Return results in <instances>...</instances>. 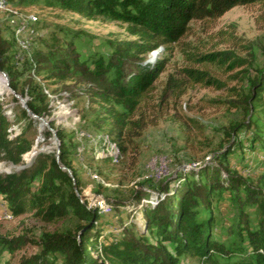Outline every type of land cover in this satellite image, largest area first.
<instances>
[{
	"label": "trees",
	"instance_id": "1",
	"mask_svg": "<svg viewBox=\"0 0 264 264\" xmlns=\"http://www.w3.org/2000/svg\"><path fill=\"white\" fill-rule=\"evenodd\" d=\"M37 1L19 0L17 3L8 0L10 5L21 9L25 8L16 4L33 5ZM46 1L50 6L88 20L102 18L126 24L130 36L135 40L115 44L106 58L100 56L90 60L81 58L72 40L65 47L55 48L49 53L31 49L30 58L25 57L19 68L20 72L15 73L14 68L8 65L11 63L13 66L16 46L8 38V28L0 14V68L9 75V86L14 91H18L16 80L20 73H27L28 80L25 81L23 93L29 98L28 108L37 116H42L45 102H49L45 89L52 93L64 91L67 98L72 99L77 98V91L84 93L89 101V109L83 115L85 120L88 112L94 111V104L100 105L105 111L97 115L94 125L86 121V128L94 133L114 135L121 152H124L122 144L127 140L140 137L149 125H156L155 121L148 122L143 112L138 117H133L164 70V61H158L153 66L156 61L145 62L149 66L141 67L140 62L144 57L160 51L162 46L168 47L184 38L192 21L217 20L236 7L264 3V0ZM4 30H7L5 36ZM229 56L231 54L228 52H220L206 55L202 59L223 63ZM134 64L136 69L132 70L136 71L129 74L127 67ZM183 74L191 84L217 86V81L208 72L186 69ZM257 74V79L250 84L251 96L245 98L250 119L234 128V133L241 131L243 126L249 131L253 129L251 145L247 148L250 151H254L256 142L261 143L264 149V123L258 125L251 120L256 102L264 96V69ZM68 79H75V84L51 89L45 83L51 80L61 83ZM2 87H6V80L0 74V89ZM55 102L59 103L57 98L51 100L53 105ZM115 107L121 110H116ZM49 111L52 112L51 106ZM21 118L28 120L23 110L12 126L16 127ZM47 121L50 122V119L47 118ZM10 126L0 104V162L6 160L18 165L21 158L25 166L32 162L22 170H19L22 167L8 164L10 170L19 172L0 174V197L7 202L13 216L33 213L43 221L51 222L71 215L80 220L75 233L42 234L38 243L41 251L31 257L21 258L18 264H54L58 258L62 264H180L179 258L182 255L198 258L203 264H219L218 256L230 260L234 255L232 249L248 254L242 262L232 264H264V176L263 180L251 184L240 170L233 167L231 156L238 151L243 154L245 149V145L236 142V139L214 156L213 163L206 164L199 170L182 173L171 185L161 184L158 193H149L141 185L132 193L133 216L141 206V200H147L139 209L144 233L139 232L134 223H129L128 226L121 224L120 234H112L110 239L103 236L100 239L103 234L100 220L104 216L88 208L85 201L80 202L73 191L74 188L79 190V181L73 165L75 157H71V147L66 142V137L57 131L61 143L59 164L54 152L40 153L38 157L28 160L30 143L22 139L20 133L12 132ZM108 127L109 130L106 129ZM46 136L49 138V133ZM70 138L74 143L75 153L74 134ZM85 161L91 167L94 166L89 155ZM60 165L71 170L75 186L68 175L61 171ZM75 165L77 170L81 168L78 161ZM225 192L230 194V204L236 210V218L227 231L230 236H237L242 240L240 246L234 240L229 246L212 238L215 225L212 208ZM253 207L258 209L261 216L255 224L248 212ZM204 210H209L206 218L201 217ZM28 244L29 240L24 235L11 239L0 238V245L9 253L21 251ZM90 245L95 250V255L87 251Z\"/></svg>",
	"mask_w": 264,
	"mask_h": 264
},
{
	"label": "rangeland",
	"instance_id": "2",
	"mask_svg": "<svg viewBox=\"0 0 264 264\" xmlns=\"http://www.w3.org/2000/svg\"><path fill=\"white\" fill-rule=\"evenodd\" d=\"M16 5L25 9L10 5L8 0H0V14L8 28V38L16 46L13 66L11 63L8 65L14 68L15 73L20 72L23 59L30 58L31 49L49 53L55 48L65 47L72 40L81 58L90 60L100 56L106 58L115 44L135 40L130 36L126 24L102 18L88 20L50 6L46 0H38L33 5ZM19 24L20 28H24V33L18 32ZM6 33L7 30H4V36ZM220 52H228L231 56L223 63L202 59ZM154 61L152 66L164 61V70L133 117L143 112L146 120L155 121L156 125H149L140 137L122 144L124 152L120 151L114 135L110 136L106 132L98 134L86 128V121L94 125L97 115L105 112L100 105L94 104V111L88 112L85 120L83 115L89 109V101L84 93L77 91V98L72 99L67 98L64 91L52 93L49 89L44 90L49 102H45L41 115L50 119L51 127L66 137L71 147V157H75L74 164L78 161L81 165L77 170L78 192L81 195L79 201H85L88 208L104 216L100 220L103 229L100 239L102 236L110 239L112 234H120L121 224L128 226L134 223L137 230L144 233L139 209L147 200H141V206L133 216L132 193L140 185L149 193H158L161 184L171 185L182 173L199 170L213 163L214 156L224 151L234 139L245 145V149L243 154L238 151L231 156L233 167L240 170L251 184L263 180L264 149L261 143H255L254 151L248 150L253 129L249 131L243 126L241 131L234 133V128L250 119L245 98H250V84L257 79L258 71L264 69V3L236 7L217 20L192 21L184 38L168 47L162 46L158 52L147 54L140 65L146 67L149 65H145V62ZM135 66L127 67L129 74L136 71L132 70L136 69ZM186 69L208 72L217 81V86L191 84L183 74ZM7 78L10 83L8 74ZM27 80V73L22 71L16 80V93L29 101L26 93H23ZM33 80L36 81L35 78ZM75 82V79L61 83L56 80L45 81L51 89L70 86ZM55 98L59 103L53 105L51 100ZM0 104L11 124V131L20 133V137L32 147L37 138V121L29 117L28 120L21 118L16 127L12 126L15 118L20 117L22 108L6 87L0 89ZM256 104L251 120L259 125L264 123V96ZM115 109L121 110L119 107ZM44 127L41 125L44 139L48 141L50 136L47 138L46 134L49 132ZM71 134L75 136V153ZM50 151L43 153L49 154ZM87 155L95 167L86 163ZM8 164L17 168L25 166L21 158L18 165L3 160L0 168L6 169ZM13 172L19 171L11 170ZM0 174L6 175L3 171ZM91 197L99 198L94 206ZM212 212L215 216L212 238L229 246L234 240L240 246L242 240L230 236L227 231L236 218V210L230 204L228 192L217 199ZM248 212L253 223H257L261 217L258 209L249 208ZM208 213L209 210L202 211L201 217L206 218ZM79 224L80 220L71 215L51 222H45L33 213L14 217L7 202L0 197V238L11 239L24 235L29 240L25 248L14 253H9L0 245V264H18L21 258L38 254L41 251L38 243L42 234L75 233ZM232 250L234 255L230 260L218 256L219 264L239 263L248 257L247 253H239L238 249ZM87 251L96 254L91 245ZM179 263L203 264L200 259L189 255H182ZM54 264L62 262L58 258Z\"/></svg>",
	"mask_w": 264,
	"mask_h": 264
},
{
	"label": "water",
	"instance_id": "3",
	"mask_svg": "<svg viewBox=\"0 0 264 264\" xmlns=\"http://www.w3.org/2000/svg\"><path fill=\"white\" fill-rule=\"evenodd\" d=\"M0 74L5 78L6 80V87L9 90L10 94L13 96V98L15 99V101L21 106L22 110L27 114V116L32 120V119H39L40 121H42V124L47 127L48 132L50 133V140H52V146H51V151L50 152H54L55 153V158H56V162L59 164V152H60V140L57 136V130H54L51 125L48 123V121L46 120V117H42V116H37L36 114H34L29 108H28V101L26 97H22L21 95L17 94L16 91L12 90L9 86V81L7 78V74L5 72H3L0 68ZM38 154V153H37ZM37 156V155H36ZM35 156V157H36ZM34 157V158H35ZM21 169H25V166L22 167ZM60 169L61 171L65 172L68 177L71 179L73 186H75V180L73 177V174L71 172L70 169L66 168L65 166H61L60 165ZM74 192L76 197L80 200L81 195L79 194L77 188H74Z\"/></svg>",
	"mask_w": 264,
	"mask_h": 264
},
{
	"label": "bare ground",
	"instance_id": "4",
	"mask_svg": "<svg viewBox=\"0 0 264 264\" xmlns=\"http://www.w3.org/2000/svg\"><path fill=\"white\" fill-rule=\"evenodd\" d=\"M32 120H35V121H37V123H38V130H37V138H36V140L34 141V143H33V145H32V147H31V149L29 150V153L27 154V159L28 160H31V159H34V157L36 156V155H38V154H40V153H43V152H46V151H50V149H51V146L53 145L52 144V140H48V141H46L45 139H44V135H43V132H42V128H41V125H43L42 124V121H40L39 119H32ZM46 120H47V118H46ZM48 123H50L49 121H48ZM41 124V125H40ZM47 128V127H46ZM47 131H48V129H47ZM38 153V154H37ZM46 155V154H45ZM36 157H38V156H36ZM35 157V158H36ZM32 163V162H31ZM5 167V166H4ZM28 166L26 165L25 166V168H27ZM2 168H0V171H3L5 174H9V173H11V170H10V168H9V166H7V168L6 169H2ZM19 170H22L21 168L19 169ZM17 171V170H16Z\"/></svg>",
	"mask_w": 264,
	"mask_h": 264
},
{
	"label": "built area",
	"instance_id": "5",
	"mask_svg": "<svg viewBox=\"0 0 264 264\" xmlns=\"http://www.w3.org/2000/svg\"><path fill=\"white\" fill-rule=\"evenodd\" d=\"M19 33H24V28H20V24H19V31H18ZM25 42V41H24ZM91 200H92V202H93V206H94V204H95V202L97 201V200H99V198H90Z\"/></svg>",
	"mask_w": 264,
	"mask_h": 264
},
{
	"label": "crops",
	"instance_id": "6",
	"mask_svg": "<svg viewBox=\"0 0 264 264\" xmlns=\"http://www.w3.org/2000/svg\"><path fill=\"white\" fill-rule=\"evenodd\" d=\"M73 165H74V168L76 169V171H77V166L74 164V161H73Z\"/></svg>",
	"mask_w": 264,
	"mask_h": 264
}]
</instances>
